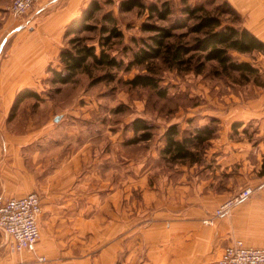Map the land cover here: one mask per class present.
Segmentation results:
<instances>
[{
	"label": "rangeland",
	"instance_id": "rangeland-1",
	"mask_svg": "<svg viewBox=\"0 0 264 264\" xmlns=\"http://www.w3.org/2000/svg\"><path fill=\"white\" fill-rule=\"evenodd\" d=\"M12 1L0 0L1 16H13L8 10ZM120 1L101 0L102 10L93 22L98 24V29L83 35L87 43L99 48V41L105 35L99 27L109 24L103 14L112 12L123 36L113 38L105 47L123 62L122 67L89 63L72 81L53 83L50 68L60 67L59 52L67 45L63 34L59 44L44 53V66L34 71L33 82L24 85L11 104L12 107L23 89L36 90L42 99L24 98L15 116L6 122L16 124L17 132H24L27 126L39 135L44 132V136L38 137L36 147L32 146L33 154L39 151V157L33 163L35 177L30 191L37 192L42 200L41 239L35 250L13 251L6 243L10 253L16 255L17 264H23L21 258L26 264H143L149 259L150 247L145 244L147 235H159L162 241L175 233L181 235L185 230L181 221H184L185 209L191 199L196 203L204 195L230 190L242 182L240 174L242 177L247 175L239 171L242 161L240 164L232 160L224 163L222 154L225 149L219 141L256 139L254 131L249 128L246 132L240 129L231 131L218 123L212 141L205 145L206 150L201 147L196 150V161L174 163L162 157L161 149L169 125L177 123L181 135L203 125L208 119L206 111L217 109V94L229 92L245 97L254 93L255 88H262L263 54L258 51L232 52L235 58L250 61L260 68L259 78L247 81L235 71L216 75L218 63L215 60L204 62L197 52L185 55L183 58L187 62L178 66L165 62L163 58H154L127 68L135 51L149 49L147 43H150L153 32L143 29L145 22L173 26L175 34L168 39L172 43L190 44L196 34L188 32V27L175 26V20L185 16L181 11L183 0H169L173 12L164 20L150 16L140 8L121 11ZM142 1L161 3L163 0ZM187 1L191 5L203 4L216 14L226 7L223 0ZM33 9L22 17H13L29 16ZM221 17L225 22L231 20L225 13ZM188 23L192 24L194 20ZM200 62L204 67L197 72L195 66ZM146 73L156 77L158 88L166 91L165 96L158 89L130 84L134 75ZM103 75L108 76L102 78ZM135 118H143L152 125L151 139L131 142L135 136L132 129ZM55 168L60 170V187L55 189L57 196L47 197L44 172L49 170L52 174ZM212 196L214 199L215 195ZM80 218L86 222L79 224ZM167 223L171 226H165ZM44 241L49 243L45 249ZM27 251H32L30 257H25ZM38 255H45V262L39 261ZM127 257H130L128 261ZM202 264L216 263L213 259Z\"/></svg>",
	"mask_w": 264,
	"mask_h": 264
},
{
	"label": "crops",
	"instance_id": "crops-1",
	"mask_svg": "<svg viewBox=\"0 0 264 264\" xmlns=\"http://www.w3.org/2000/svg\"><path fill=\"white\" fill-rule=\"evenodd\" d=\"M88 1L40 0L33 13L23 18L3 17L0 10V37L3 35L0 38V200L33 190V163L37 162L39 151L33 154L32 146L36 147L38 137L44 136V132L39 135L28 126L24 132H17L16 124L6 122L15 94L24 85L33 82L34 71L44 66V53L59 44L64 26ZM229 1L240 13L242 24L264 40V0ZM216 105L214 111H206L208 119L202 126L213 124L217 129L219 123L231 131L240 129L246 132L247 128L254 131V140L219 141L225 149L222 154L224 163L232 160L240 164L242 161L243 166L239 171L247 175L242 177L240 174L242 182L230 190L213 193L214 199L213 194L204 195L196 203L191 199L185 209L184 221H181V226L183 224L185 227L181 235L175 233L163 241L159 235H147L145 244L150 247L149 259L143 264H202L213 259L216 263L224 246L237 238L247 245L264 246V137H260L264 136V86L255 88L254 93L245 97L243 94L219 93ZM235 122L237 124L233 126ZM211 141L212 138L207 145ZM59 174V168H55L52 174L49 170L44 172V193L47 197L57 196L55 189L58 190L62 179ZM246 186L254 189L249 198L235 205L229 213L215 218L212 223L205 221L213 215L216 206L221 204L219 202H224L225 197ZM81 222L86 221L80 218L78 223ZM167 225L171 226L169 223ZM174 227H177V223ZM6 241L0 233V264H17V257L10 253ZM160 243L166 246H160ZM47 244L44 241V249ZM31 253L27 251L25 257H30ZM129 259L127 257V261ZM20 263L27 262L21 258Z\"/></svg>",
	"mask_w": 264,
	"mask_h": 264
},
{
	"label": "trees",
	"instance_id": "trees-1",
	"mask_svg": "<svg viewBox=\"0 0 264 264\" xmlns=\"http://www.w3.org/2000/svg\"><path fill=\"white\" fill-rule=\"evenodd\" d=\"M181 11L185 16H179L176 21V28L188 27L190 33L196 34L194 41L190 44L172 43L168 41L174 36L172 29L151 23H143V29L152 31L149 49L141 48L134 52L133 60L129 62L127 68L134 64H144L154 58H163L165 62L178 66L186 63L183 57L191 52L199 53V59L203 61H216L219 68L216 75L225 72H239L240 76L246 81L254 77L259 78V69L250 61L235 58L232 52L250 53L258 51L264 54V40L253 33L242 24V17L236 8L228 1L223 0L225 9L220 13H212L205 5H191L187 0L182 1ZM134 8H140L147 11L150 16L158 19H167L171 14L173 7L169 0H163L161 3H146L142 0H121L119 9L129 11ZM102 10L101 0H89L87 4L81 7L79 13L71 19L64 31V37L67 38V45L62 47L59 52V68L51 67L53 83H68L74 79L76 74L86 68L89 63L102 67H122L123 62L111 55L105 45L111 43L113 38L123 36L122 30L117 24V19L112 12L103 14V19L109 24H103L99 27L102 38L99 41L100 47L96 44L87 43L83 33L98 29V24L93 23L97 15ZM228 14L231 17L230 22H225L222 14ZM190 20L194 23L189 24ZM189 24V25H188ZM152 42V43H151ZM204 63L200 62L195 66L197 72H201ZM108 75H103L102 78ZM133 86H145L158 89L162 96L166 95L165 89L158 88L156 77L152 73L136 74L130 80ZM26 97H35L41 100V95L31 88H25L16 96L15 102L11 107L9 119L13 118L20 102ZM214 120V119H213ZM237 123L235 122L233 126ZM132 129L135 132L131 142L146 141L151 139L152 125L143 118H135L132 121ZM177 123L169 125L165 132V143L161 149L162 157L174 163L180 161H196L198 148H204L207 141L211 139L216 128L213 125L196 126L189 134L181 135Z\"/></svg>",
	"mask_w": 264,
	"mask_h": 264
},
{
	"label": "built area",
	"instance_id": "built-area-1",
	"mask_svg": "<svg viewBox=\"0 0 264 264\" xmlns=\"http://www.w3.org/2000/svg\"><path fill=\"white\" fill-rule=\"evenodd\" d=\"M39 1L13 0L8 10L13 16L22 17L32 11ZM252 193V187L243 188L235 196L222 202L205 221L212 223L215 218L229 213L235 205L249 198ZM41 212L42 200L35 191L0 200V232L6 236V243L11 250H35L41 239ZM38 259L45 262L46 256L38 255ZM216 264H264V246H249L241 239L234 240L224 247Z\"/></svg>",
	"mask_w": 264,
	"mask_h": 264
}]
</instances>
